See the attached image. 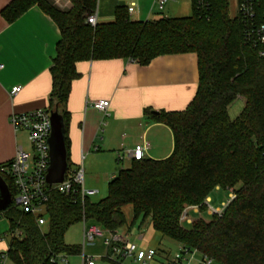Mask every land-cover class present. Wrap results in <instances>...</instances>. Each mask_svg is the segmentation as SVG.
<instances>
[{"label": "trees", "instance_id": "trees-1", "mask_svg": "<svg viewBox=\"0 0 264 264\" xmlns=\"http://www.w3.org/2000/svg\"><path fill=\"white\" fill-rule=\"evenodd\" d=\"M70 2V9L61 10L49 0H14L2 11L13 23L37 6L60 30L50 68L48 111L62 116L65 138L67 103L80 76V62L124 59L147 65L163 55L196 53L199 88L184 111L154 117L173 132L169 158L132 161L108 184L107 196L99 202L82 198L79 187L70 195L52 191L42 215L44 226L15 205L13 180L0 173L12 197L0 216L8 220L11 231L21 232L9 240L11 263L53 264L57 256L80 255V246L65 242L72 226L85 223L120 231L127 225L123 209L130 206L133 224L141 220V227L149 221L162 238L198 248L216 263L264 264V57L260 56L264 47L245 43L244 25L230 16L228 0H211L208 20L199 17L192 0L190 17L133 22L127 9L117 8L113 23L95 27L87 20L96 13L98 0ZM238 98L245 106L231 120L228 108ZM217 188L235 194L223 216L183 225L185 208L199 205L205 211V200ZM156 250L159 256L170 255ZM107 264L124 263L107 260Z\"/></svg>", "mask_w": 264, "mask_h": 264}, {"label": "crops", "instance_id": "crops-1", "mask_svg": "<svg viewBox=\"0 0 264 264\" xmlns=\"http://www.w3.org/2000/svg\"><path fill=\"white\" fill-rule=\"evenodd\" d=\"M13 1L0 0V166L12 161L18 147L24 149L25 145L23 131L14 130L11 115L49 108L50 68L61 35L56 23L37 6L8 23L2 11ZM154 1L98 0L97 24L113 23L117 8L132 7L128 14L133 22L192 16V0H176L162 10ZM62 5L64 8L57 7L71 8L65 1ZM77 71L80 76L72 84L67 103L66 138L69 163L76 169L83 167L84 186L88 173L96 180V188L90 190L108 187L120 171L130 168L132 160L126 153L138 145L148 147L146 159L171 156L173 132L154 117L184 111L195 98L199 88L196 53L163 55L147 65L124 59L83 61L77 64ZM14 87H21L16 96L10 94ZM99 100L110 102L107 115L93 107ZM118 154L123 156L122 162ZM208 199L211 205V196ZM9 230L8 220L1 217L0 253L9 249ZM67 264L82 262L74 257Z\"/></svg>", "mask_w": 264, "mask_h": 264}, {"label": "built area", "instance_id": "built-area-1", "mask_svg": "<svg viewBox=\"0 0 264 264\" xmlns=\"http://www.w3.org/2000/svg\"><path fill=\"white\" fill-rule=\"evenodd\" d=\"M55 6L64 8L62 1L71 6L70 0H54ZM176 0H155L154 4L162 10L164 6ZM211 0H194V6L200 18L209 19L211 12ZM238 17L244 25L243 39L247 45L260 49L264 47V0H233ZM129 12L133 8H128ZM88 23L97 25L96 14L88 17ZM260 56L264 57V50L260 51ZM3 66L0 65V70ZM21 92V87H14L11 95L16 96ZM93 107L107 115L110 107L108 100H99L93 103ZM10 122L17 131L26 132L32 147V154L27 153L22 147H18L16 155L12 161L0 166V173L13 180L15 189V205L24 212L36 217L38 225L44 226L46 220L44 214L45 206L48 203L49 195L52 191H57L63 195H70L80 188L82 198L94 196L97 192L86 190L84 186V170L81 166L73 172L68 168L63 183L49 185L47 175L50 168V145L49 139L52 132L51 112L48 109H40L23 114H12ZM147 146L138 145L135 149L128 151L127 158L132 161H140L145 158ZM123 156L118 154V161H123ZM218 189V188H217ZM231 199L222 204L219 208L210 205L207 198L204 202L205 211L209 217L221 218L229 204L234 200L233 191L230 193ZM200 215L201 206H189L183 211L180 222L192 224L190 213ZM1 218V216H0ZM21 236L19 230L9 231L6 238L13 239ZM97 238L102 239V243L107 250L106 260L117 263H124L131 260L139 264H215L214 258L202 253L198 248H191L186 245H179L177 252L173 256L162 255L156 249H143L136 242L129 240L128 235L120 231H108L97 225L86 227L84 223L83 245L93 243ZM142 239V237H140ZM9 250V249H8ZM67 264V256H57L52 259L53 264ZM0 264H12L8 251L0 253ZM82 264H97V260L92 257L83 256Z\"/></svg>", "mask_w": 264, "mask_h": 264}, {"label": "rangeland", "instance_id": "rangeland-1", "mask_svg": "<svg viewBox=\"0 0 264 264\" xmlns=\"http://www.w3.org/2000/svg\"><path fill=\"white\" fill-rule=\"evenodd\" d=\"M53 5H55L54 0H49ZM229 3V13L232 18L236 17V9L235 4L233 0H228ZM167 5V4H166ZM165 5V6H166ZM245 106V102L242 98H238L232 105L228 108V115L231 120H235L243 111ZM23 142H24V150L27 153L32 154V147L28 140V135L26 132H23ZM70 171L73 172L76 168L69 163ZM89 188H96V180L94 177L90 176L88 173L86 174L85 178V189L90 190ZM97 194L91 198L93 202H99L100 200L104 199L107 196L108 193V187L106 188H97ZM106 189V193H105ZM96 191V190H95ZM231 191L229 190H214L211 193L212 198V206L213 207H220L222 202H228L230 197ZM234 193V192H233ZM235 195V194H234ZM123 212L126 217L127 225L120 229V232L122 234L128 235V238L132 242H136L141 248L143 249H158L163 250L170 254V256L175 255L178 249V244L174 241L162 238L160 234H158L156 231L153 230L151 224L149 221H146L141 227V220L134 222V214L132 211V208L130 206H127L123 209ZM190 217L194 221L202 220V222L206 223L209 222L211 217H209L206 214V211L201 212L200 215L190 213ZM204 220V221H203ZM183 225H186L183 223ZM89 224H86V227H88ZM46 226L44 227V230H46ZM142 237V239H140ZM65 242L68 245H76L80 246L82 249V253L80 255L75 256H67V260L70 261V259L74 257L79 258V262H82L83 256L86 257H92L97 260V264H107L106 255L107 250L103 246V241L101 238H97L93 243H87L86 245H83V223H78L72 226L68 232L65 235ZM57 264H63L58 261ZM125 264H139V263H133L131 260H127ZM215 264H219L216 263Z\"/></svg>", "mask_w": 264, "mask_h": 264}, {"label": "water", "instance_id": "water-1", "mask_svg": "<svg viewBox=\"0 0 264 264\" xmlns=\"http://www.w3.org/2000/svg\"><path fill=\"white\" fill-rule=\"evenodd\" d=\"M51 123L52 132L49 139L51 163L47 182L49 185H54L64 182L69 163L64 120L57 112H51ZM11 204L10 190L4 179L0 177V213L4 212Z\"/></svg>", "mask_w": 264, "mask_h": 264}]
</instances>
